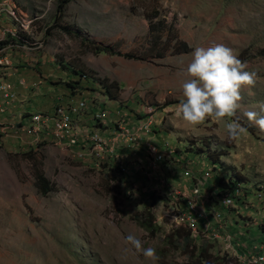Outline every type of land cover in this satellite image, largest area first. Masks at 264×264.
<instances>
[{"label":"rangeland","instance_id":"374dc122","mask_svg":"<svg viewBox=\"0 0 264 264\" xmlns=\"http://www.w3.org/2000/svg\"><path fill=\"white\" fill-rule=\"evenodd\" d=\"M17 1L34 23L18 42L23 47L8 56L32 68L43 61L70 73L92 71V79L75 75L65 87L96 98L98 89L90 81L113 80L120 88L117 98L103 102L99 96L97 110L112 113L113 121L125 114L143 119L151 134L140 135L142 143L126 139L122 146L99 147L82 136L65 148L23 133L17 119H2L0 264H152L126 242L129 234L156 249V264H264V131L244 116L246 110L264 115V56L257 53L264 47V0H69L61 12L60 0ZM157 22L158 29H148ZM62 25L139 58L93 54ZM216 44L237 57L243 50L238 58L256 73L257 83L241 90L236 117L193 127L178 111L184 70L195 48ZM43 65L36 67L39 72ZM147 106L153 110L147 113ZM7 109L0 117L7 118ZM235 118L247 131L229 142L225 125ZM148 138L174 152L166 154V168L155 173L165 179L162 185L145 175L147 158L134 149L139 142L142 151ZM210 152L222 153L214 170L224 177L235 172L244 180L234 182L240 191L228 203H222L213 179L192 195L193 176L211 163ZM176 155L190 161L186 175L184 164H175ZM33 161L54 183V191L38 193ZM190 199L203 215L198 234L186 237ZM143 218L148 227L139 223Z\"/></svg>","mask_w":264,"mask_h":264},{"label":"built area","instance_id":"2783aa9c","mask_svg":"<svg viewBox=\"0 0 264 264\" xmlns=\"http://www.w3.org/2000/svg\"><path fill=\"white\" fill-rule=\"evenodd\" d=\"M34 23V18L28 16L20 7L17 0H0V76L6 71V67L10 66L9 56L7 52L12 51L14 48L23 47L19 45V40L25 39L31 26ZM7 51V52H6ZM93 86L98 89V95L105 101V94H103L100 84L96 81H90ZM107 98V97H106ZM11 92L7 85V82L0 81V112H3L10 106L11 103ZM91 103V100L85 96H78L72 100L65 102H57L50 109H43L40 111L30 112L24 116L25 121L20 123V130L27 134L32 135L35 138H44L52 140L54 144L63 146L65 148L73 147L84 136L86 139L93 143V146L117 144L121 145V141L126 139H133L142 143L139 136L151 134V130L148 127V123L139 124L135 130H131L129 126L121 122V118L118 120L108 121V114L106 109L96 110V113L91 116L93 124L88 128H80L77 123V118L81 115L82 111ZM100 105H98V108ZM121 107H119L120 114L122 113ZM153 110L151 106L146 107V112ZM119 114V115H120ZM113 123L116 125V129L111 131L110 134H104L103 132L107 124ZM122 123V124H121ZM88 126V125H87ZM92 129V130H91ZM84 130V131H83ZM91 130V131H90ZM134 132H136L134 134ZM137 136V137H136ZM139 142H135V152H140L145 158H147L146 173L147 177L155 176L157 184L162 185L165 179L159 173V177L155 175L159 170L166 168V154L174 153L169 147H164L162 144H157L153 140L144 141V149L140 151L141 147L138 146ZM140 148V149H139ZM111 149H113L111 147ZM176 163L182 162L184 164L181 168L183 174H187V170H190V161L181 155L174 156ZM220 169L214 170V164L206 163L202 167L200 174L196 177L193 176L194 183L191 187L193 188V196L197 193L200 194L199 190L205 184L207 179H213L216 183L215 176L223 174L218 172ZM217 171V172H216ZM240 184L233 183L221 188V196L223 198L222 203H228L232 195L240 191ZM220 192V190H219ZM194 199L187 201V214H186V225L189 228L192 235H197L201 229L198 220L202 217L201 212H197L194 207Z\"/></svg>","mask_w":264,"mask_h":264},{"label":"clouds","instance_id":"9594fccd","mask_svg":"<svg viewBox=\"0 0 264 264\" xmlns=\"http://www.w3.org/2000/svg\"><path fill=\"white\" fill-rule=\"evenodd\" d=\"M246 68V63L223 44L195 48L192 60L184 70L187 77L182 84L184 99L178 105L183 121L196 127L209 119L221 121L236 117L243 99L241 90L251 89L257 83L256 73ZM260 112H264V106H261ZM244 116L264 131V115L246 110ZM225 127L229 142L239 139L247 131L238 118L230 119ZM125 239L136 253L142 254L152 264L159 260L156 249L145 248L136 235L129 234Z\"/></svg>","mask_w":264,"mask_h":264},{"label":"crops","instance_id":"0c3cea01","mask_svg":"<svg viewBox=\"0 0 264 264\" xmlns=\"http://www.w3.org/2000/svg\"><path fill=\"white\" fill-rule=\"evenodd\" d=\"M167 3H171V1L168 0ZM190 3L192 4V0H190ZM185 7V5H180V9L182 10ZM7 53L8 55H11L12 51ZM9 63L11 65L6 67V71L3 72L2 76H0V81L4 80L7 82L11 92L12 100L7 109V112H9L8 116H10V118H8V116L7 118L0 117V125L1 122H5V120L1 121L4 118L6 120L12 119L14 121L17 119L22 123L25 121L24 116L30 112L40 109H50L57 102H65L82 95L87 97L89 101L91 100V103L82 111L81 115L78 116V126L84 129L85 127L88 128L93 124L91 116L96 113L98 104H102H95L101 98L99 95L96 98V95H90L89 92H72L71 90H68V88L65 87V82L72 81L76 77L73 73H70L66 69L62 70L61 68H58V65L54 66L43 61L37 64V66L35 65L39 68L40 64H44L42 70L39 72L36 67L32 68L31 66H26L22 59L13 56H9ZM50 79H54L55 81L50 82ZM68 86L72 87L69 84ZM107 114L108 121H113V114L109 112H107ZM121 122L129 126L131 130H135L139 124L144 123L143 119L133 120L126 114L122 116ZM84 123H86V125ZM105 127L106 129L101 133L110 134L111 124L108 123Z\"/></svg>","mask_w":264,"mask_h":264},{"label":"trees","instance_id":"16d2710c","mask_svg":"<svg viewBox=\"0 0 264 264\" xmlns=\"http://www.w3.org/2000/svg\"><path fill=\"white\" fill-rule=\"evenodd\" d=\"M69 0H60L57 7H58V12H61V7L64 3L68 2ZM151 17V16H150ZM57 18V15H56ZM147 18V17H146ZM150 18H147V20H149ZM159 24L160 22H157L155 25H153L152 23H149V30L152 29H158L159 28ZM60 29L62 31H64L65 33L68 34H73V35H78L80 38V41L83 45H85L90 52H92L93 54H99V53H104V54H109V55H119V56H124L127 58H131V59H136L139 58V56L135 53H132L131 51H122L120 52L118 49H116L115 46H113L110 43H102L99 41H94L90 38H87L86 36L83 35H79L80 31L77 29L75 31H70L68 25H62L59 26ZM19 42H21L19 40ZM180 48L182 51L186 50V45L181 42ZM257 53L260 56H264V47L260 48L257 50ZM244 54V51H240L238 54V57H241ZM72 73H74V75H77L79 78L84 77V78H89L92 79L93 76L92 74L94 72L92 71H76V70H71ZM96 81L100 84L103 94H105V96L109 99V100H114L117 98V93L119 91V86L116 84V82H114L113 80H108L105 77L102 78H96ZM222 154V153H207L209 160L211 161V164H216L218 163V156ZM222 163V162H221ZM33 168H34V183L35 186L37 187V191L39 194L42 195H46L49 191H54L56 189V186H54V183L50 182L45 174L43 173V171L41 170V168H39L36 163L33 161ZM219 164V163H218ZM214 178H216V183L218 184L219 187H225L227 185H232L234 182H238V180L244 181L243 178H240L235 172L228 174V177H224L222 175L220 176H215ZM140 224L143 227H148L149 224V220L148 218H143L141 220H139ZM180 229V227H178ZM188 229V228H187ZM190 235V231L188 229V233L186 235V237H188ZM204 253V252H202Z\"/></svg>","mask_w":264,"mask_h":264}]
</instances>
